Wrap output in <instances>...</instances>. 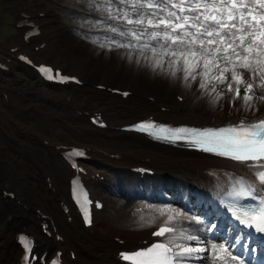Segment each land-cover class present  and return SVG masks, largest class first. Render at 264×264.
Here are the masks:
<instances>
[{
  "label": "bare ground",
  "instance_id": "1",
  "mask_svg": "<svg viewBox=\"0 0 264 264\" xmlns=\"http://www.w3.org/2000/svg\"><path fill=\"white\" fill-rule=\"evenodd\" d=\"M118 14V12H116ZM159 15H165L166 13H158ZM71 44L74 41L71 40ZM92 44L81 41L76 47L74 44V52L83 54L89 52ZM175 47V46H172ZM95 57L90 60H77L71 59L67 61L74 71L84 73L86 80L90 84H108L131 87L134 91L137 101L123 107L120 101H112L104 96L92 95V90L87 89L86 96L93 98L89 100L90 106L99 105L108 110L109 121L112 126L111 131H99L91 128L81 120L76 119L73 115L67 111V105L63 101L62 94L58 92H52L44 94L39 85L35 82L32 84L29 81H21L20 84L13 83V91L17 101L9 103L11 109L20 110L24 108V113L31 116H37L43 119V129H47L48 125L57 124L59 127L68 129L75 138L82 142L96 143L117 152H126L128 159L123 163L126 167H138L140 161L148 160L147 165L153 166L158 172L157 182L151 184L155 192L161 193L162 190H166L168 199L171 201L180 200L181 207L189 210H194L189 203V192L197 186V200L208 196L209 191L213 189V183L211 178H214L218 173L210 172L213 170L224 169L228 176L236 175L233 179L244 178L249 182L252 169L240 166L239 164L232 163L230 161L222 160L209 156L203 153L195 152L193 150H186L183 147L181 149L174 148L169 145L152 143L149 140L136 136L131 133H125L120 128L134 124L139 121L141 117L150 112H156L159 105L168 106L172 108V112L169 116L178 122L191 123L196 125H220L224 122L231 121L237 117H261L264 115V104H257L259 111L253 115L251 111H245L242 107V101L232 100V93H225L224 98L218 103H211L212 97L202 95V90H198V85L193 83L191 88L186 87L181 80L173 79L167 74L161 72L158 68L155 72L148 66V63L159 60L163 64L165 69L168 68L170 60L174 59L168 55L163 54L162 49H157L156 53L151 51V48H139L134 47L131 50L121 49L114 53H99L95 50ZM129 53L132 56L130 61ZM112 55V58L109 56ZM68 60L67 55H64ZM147 58V59H146ZM139 59L140 63L137 64L136 60ZM85 61H89L87 64ZM178 75H180L178 73ZM104 78V81H97V79ZM199 79V77H198ZM5 79L0 77V84L5 83ZM214 83V82H213ZM131 85V86H130ZM91 88V87H90ZM155 91L156 93H150L149 91ZM158 93V94H157ZM259 94V93H258ZM47 95V97H46ZM78 95V94H77ZM184 97V101L179 103L177 96ZM24 96V98H20ZM215 93H213V97ZM149 97H154L156 101L154 103L148 100ZM6 106L7 102L3 98ZM22 104H18V103ZM80 102H85L84 100ZM10 130L7 127L0 126V172H6L9 178L23 180L24 194L28 200L29 205H42L49 210H54V203L57 199L62 197L65 192L66 180L72 177L73 172L70 168L61 166L59 161L55 160V155L50 151H44L42 145L34 138L36 132L31 128L25 127L22 132H13L12 139L13 145L2 139L1 133ZM49 150V149H48ZM18 157H23V160H19ZM39 165H45L58 180L59 186H57V192L48 190L45 184V180L42 177L43 174L40 169L35 166L37 161ZM32 162V164H31ZM11 163L15 166V170H7V165ZM44 166V167H45ZM25 167V168H23ZM210 170V171H209ZM167 171H171L167 173ZM209 172V174H207ZM172 180H169L165 176L176 174ZM42 175V176H41ZM211 177V178H210ZM41 178V180H40ZM227 178V177H226ZM30 179L35 183L30 182ZM177 179H186L192 182L187 186L179 184ZM121 183L126 186L123 194H128L129 197H136L135 195H142L151 199H159L156 193H152L147 189L146 194H142L137 187H142L143 184L138 182L137 184L121 178ZM163 185H166L163 187ZM39 187L42 193V197L39 193L36 197L30 198L27 192L32 187L36 190ZM191 186L188 192V188ZM164 198V197H163ZM162 198V199H163ZM160 199V200H162ZM113 201V199L111 200ZM50 203L47 205L46 204ZM199 203V201H198ZM204 207L206 203H200ZM10 205L16 210L15 214H19L20 207L10 202ZM49 209V210H48ZM5 210V208H2ZM26 216L20 220L22 224H25L26 219L30 218V214L26 213ZM202 215V214H199ZM38 220V219H37ZM8 221L18 222L16 215L12 216ZM15 226V224H14ZM13 226L4 224V219L0 222V260L1 264H12L18 257V253L14 247L9 244V238L13 237L15 231ZM204 229L203 225L199 226L198 234L202 235ZM144 229L135 231L136 234L144 233ZM109 232V231H105ZM80 231L77 227H74V234L67 233L66 239L69 241L68 249H76L81 259L86 261H99V262H112L111 253L121 249V246L117 243L111 242L109 239H102L100 242L102 245H98L97 241L92 243L86 242L80 238H76L75 235ZM134 233V232H133ZM133 234L132 237L126 238L133 241H144L146 238H138V235ZM147 234V233H146ZM125 238V237H124ZM97 240V239H96ZM197 241H186L184 244L199 245L201 247H207L204 245L203 239ZM56 244L54 239H42L41 245L48 251H53L54 248H49V244ZM224 247V246H223ZM208 248V247H207ZM222 248V247H221ZM209 254L211 248H208ZM227 251L226 248H222ZM201 259H191V264H217L213 257L199 255ZM220 264V263H219Z\"/></svg>",
  "mask_w": 264,
  "mask_h": 264
},
{
  "label": "snow or ice",
  "instance_id": "2",
  "mask_svg": "<svg viewBox=\"0 0 264 264\" xmlns=\"http://www.w3.org/2000/svg\"><path fill=\"white\" fill-rule=\"evenodd\" d=\"M119 3L130 6L135 18L124 9L114 12L113 0H103L101 10L108 19L140 28L125 31L109 26L108 30L127 42L110 38L107 44H99L101 48L111 51L114 45L131 50L136 45L129 37L137 42L145 36L149 41H163L162 44L158 43V48L174 59L170 60L167 69L159 60L148 63L146 66L152 71L159 68L171 78L181 80L188 88L196 83L202 95L212 97L210 102L213 104L222 100L225 93H232V100L242 101L245 111H251L253 115L259 111L257 104H264V0H119ZM143 9L149 11L144 12ZM116 12L120 15L117 16ZM178 12L193 14L179 15ZM148 27L162 30L149 32ZM92 42L97 43L96 40ZM147 47V43L142 45V48ZM151 51L156 53L157 47H152ZM128 58L132 60L130 53ZM136 63L139 64L140 60L137 59ZM41 71L51 72V69L41 68ZM156 127L151 122L136 125L142 131ZM159 131L194 134V143L208 145L203 148L204 151L250 163L257 169L256 180L264 184V117L241 120L226 128L199 130L160 127ZM240 183L243 187L237 196L256 201L242 210L241 222L264 233V197H257L252 184ZM86 222L90 220L86 218ZM175 231L174 227L161 226L153 235L164 237L166 233ZM179 238L199 242L197 236L183 232ZM176 239L175 236H168L137 251L121 253V257L131 264H188L193 258L201 259L198 254L209 252L207 247L176 243ZM25 244L29 246L28 241ZM231 258L237 259L235 256ZM213 259L219 260L220 257Z\"/></svg>",
  "mask_w": 264,
  "mask_h": 264
},
{
  "label": "rangeland",
  "instance_id": "3",
  "mask_svg": "<svg viewBox=\"0 0 264 264\" xmlns=\"http://www.w3.org/2000/svg\"><path fill=\"white\" fill-rule=\"evenodd\" d=\"M48 0H44L45 3H47ZM43 0H38L35 3H33L38 9H41L40 5L42 4ZM1 6L5 7L6 0H0ZM72 4L69 3L70 7L76 8L78 10H87L93 13H97L100 16H102L105 21H100L97 19H86L83 17H76L80 16L75 13H71L69 11H64V10H57L59 13L61 19V24L56 25L52 27L50 30L51 32L55 35V39L52 44V49L47 56L46 60L52 62L53 64H56L57 66H62L64 67L67 71L72 72V73H77L79 76L86 80L85 74L82 72L74 71V68H71L67 61L71 59H77V60H90L91 58L95 57L96 51L98 50L99 53H107L111 54L114 53L117 50H121L124 48H116L114 45L112 46V50L109 51L108 48H101L99 46L100 43L107 44L109 39H115V40H121L122 42H127L124 41V38L117 36L116 34L112 33L110 30H108L109 26H116L118 27V21L108 19L107 14L101 10V5L103 4V0H82L79 3L76 4V2L71 1ZM51 3H47L44 8H50ZM113 11L120 9V6L112 4ZM122 9V8H121ZM120 13L117 14L119 16ZM119 28V27H118ZM105 30L108 31L107 35L103 36H95V35H90L88 33H83L81 30ZM12 30L10 29L9 21L7 17L4 15V20L0 24V40H5L6 35H8ZM131 40L133 44L136 45V47L142 48V45L147 43L149 40L148 38L142 37L139 42L132 40L131 37L128 38ZM71 40L74 41L75 47L81 43V41H86L90 44L89 52L83 53V54H78V52H74L73 48L74 44H71ZM96 40L97 43H93L92 41ZM164 43V42H163ZM149 48V47H147ZM157 49H159L157 47ZM64 55H67L68 60L63 57ZM112 58V55H109ZM87 64L89 61H85ZM23 78H13L10 77L7 80V83L10 85V87L13 90V83L19 84L21 81H29L32 84V81L30 80L31 78H26L28 80H22ZM97 81L101 82H106L104 81V78L97 79ZM12 84V85H11ZM131 86V85H130ZM120 88H125L123 85L118 86ZM85 89H82L79 92V99H83L86 94L85 92L87 89H91L90 87H84ZM131 87L127 88L130 89ZM93 91V90H92ZM150 93H156L155 91L151 90L149 91ZM158 94V93H157ZM12 95L15 98V95ZM92 95L96 96H104L107 99H112V97L107 94V93H100L93 91ZM20 98H24V96H21ZM89 98V97H87ZM16 100V98H15ZM113 100V99H112ZM133 103L137 101V97H133L130 99ZM17 101V100H16ZM21 103V102H20ZM22 104V103H21ZM45 117H37V116H31L28 115L26 118H22L20 120V123L24 127L31 128L34 132L36 133H41L43 135H46L47 137H51L55 139L57 142H71V143H76L80 144L82 143L79 141L75 136L69 132L68 129H64L59 127L57 124H51L48 125L47 129H43L42 124H44L43 119ZM10 130L8 132L12 135L13 137V132L15 133H20L16 131V127L9 124ZM2 139L6 140L7 142L11 143L13 145V141H9L2 133H1ZM88 144V143H87ZM44 151H48L46 148L42 146ZM53 154V153H52ZM54 155V154H53ZM19 160H23V157H18ZM55 160L59 161L58 164H60L63 167L68 166L62 161L59 160L58 158L55 157ZM39 161V160H38ZM40 162V161H39ZM32 164V162H31ZM3 165V164H0ZM11 163H9L6 167L7 170L10 169ZM36 166V165H35ZM45 166V165H44ZM37 167V166H36ZM46 167V166H45ZM104 168V166H102ZM25 168V167H23ZM47 168V167H46ZM48 169V168H47ZM49 170V169H48ZM50 171V170H49ZM51 172V171H50ZM68 180V179H67ZM153 190V188H152ZM164 192V191H163ZM162 192V193H163ZM39 193V191H36L33 187L32 189L29 190V196L30 198L36 197V195ZM104 196L107 197V202H108V209L107 211L102 214L99 218V224L101 225L102 229L104 230V234L108 233L114 236H119V237H125V238H130L132 237L133 234H136L135 231L137 232L138 230L144 229V233L136 234L138 235L137 239L144 238L149 234L150 229L155 226L157 223L160 222V220L166 215L170 210L169 207H171L170 203L167 201H158L157 203L153 202L154 199H149V198H144V197H129L126 194L120 193L119 195L116 194H111V193H106ZM113 199V201H111ZM140 200H146L149 203V210H148V215L147 216H139L138 214L135 213L134 211V206L137 201ZM164 202V203H163ZM165 205L166 208H163L162 206ZM109 232H105V231ZM134 232V233H133ZM207 241V240H206ZM208 242V241H207ZM211 244V242H208ZM213 247V246H212ZM215 248V246H214ZM207 256H212L213 255H207ZM215 256H222V254H219L218 252L215 254ZM219 262V260H217ZM203 264H206L203 262Z\"/></svg>",
  "mask_w": 264,
  "mask_h": 264
}]
</instances>
